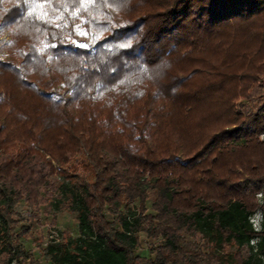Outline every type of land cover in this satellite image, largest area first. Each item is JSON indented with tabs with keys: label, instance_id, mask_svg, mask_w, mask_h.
<instances>
[{
	"label": "trees",
	"instance_id": "obj_1",
	"mask_svg": "<svg viewBox=\"0 0 264 264\" xmlns=\"http://www.w3.org/2000/svg\"><path fill=\"white\" fill-rule=\"evenodd\" d=\"M0 43V264H264V0H0Z\"/></svg>",
	"mask_w": 264,
	"mask_h": 264
},
{
	"label": "rangeland",
	"instance_id": "obj_2",
	"mask_svg": "<svg viewBox=\"0 0 264 264\" xmlns=\"http://www.w3.org/2000/svg\"><path fill=\"white\" fill-rule=\"evenodd\" d=\"M1 39L2 41L6 42L9 40V37L8 35H2ZM7 56L8 53L2 49V43H0V59H4ZM259 205H261L259 207V210L253 216L255 226H259V222L261 221L262 211H264V200L263 202L261 201ZM49 219H46L45 212L41 210L39 214V220L42 222V224L40 226L33 227V229L31 230V232L34 233L35 236H40L39 240H36L33 244V247H35V249L43 246L45 241H48L49 235H51L52 232L60 233L61 231L66 229L76 232V220L73 216L69 214L60 215L57 221L55 222H52ZM28 248L30 247L28 246Z\"/></svg>",
	"mask_w": 264,
	"mask_h": 264
},
{
	"label": "built area",
	"instance_id": "obj_3",
	"mask_svg": "<svg viewBox=\"0 0 264 264\" xmlns=\"http://www.w3.org/2000/svg\"><path fill=\"white\" fill-rule=\"evenodd\" d=\"M261 139L264 141V133L261 135ZM257 196H258L259 201L263 202V200H264V188L257 194ZM256 227H259V226H256ZM58 239H59V232L58 233L52 232V234L49 235L48 241H45L44 246H46L48 243H50L52 241H55V240L58 241Z\"/></svg>",
	"mask_w": 264,
	"mask_h": 264
}]
</instances>
